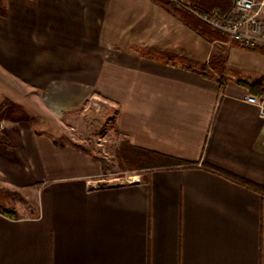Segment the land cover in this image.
<instances>
[{"label": "crops", "instance_id": "crops-1", "mask_svg": "<svg viewBox=\"0 0 264 264\" xmlns=\"http://www.w3.org/2000/svg\"><path fill=\"white\" fill-rule=\"evenodd\" d=\"M1 6L0 188L34 189L36 214L0 211V264H264V192L218 171L264 187V114L241 83L264 76V46L208 42L174 1ZM217 55L223 73L207 65ZM93 98L122 139L193 165L101 183L102 161L55 141ZM8 101L38 122L7 127Z\"/></svg>", "mask_w": 264, "mask_h": 264}, {"label": "rangeland", "instance_id": "rangeland-1", "mask_svg": "<svg viewBox=\"0 0 264 264\" xmlns=\"http://www.w3.org/2000/svg\"><path fill=\"white\" fill-rule=\"evenodd\" d=\"M181 5L180 0H173ZM1 2V0H0ZM210 27V26H209ZM211 28V27H210ZM212 29V28H211ZM215 32L223 33L218 30ZM225 34V33H223ZM230 45H221V50L225 54ZM8 118L5 122L7 127L13 128L14 118L21 117L27 122L37 123L38 121L25 111L22 106L7 102ZM100 99H91L84 105L75 108L71 113H67L61 119L55 121L47 120L49 125L56 123L61 136L56 137L58 143L78 144L86 148L89 153L102 161L105 175L102 176L101 183L118 184L134 180L135 170H123L116 157V149L122 139L117 133L113 123V108ZM15 109L16 115L11 110ZM52 122V123H51ZM56 128V127H55ZM0 138L4 139L2 135ZM35 190H20L0 188V206L11 208L16 211L17 216L25 217L36 214V196H29L26 193Z\"/></svg>", "mask_w": 264, "mask_h": 264}, {"label": "trees", "instance_id": "trees-1", "mask_svg": "<svg viewBox=\"0 0 264 264\" xmlns=\"http://www.w3.org/2000/svg\"><path fill=\"white\" fill-rule=\"evenodd\" d=\"M164 5L173 4V0H158ZM181 7H175V12L181 17L183 22L189 26L195 33L201 36L208 42L227 41V35L213 31L208 25L202 22L192 11H196L200 14H217L219 16H225L233 7L235 0H180ZM0 14L5 15L6 9L4 6L0 7ZM225 64V57L217 55L211 57L208 62V66L216 70L218 73H223ZM221 88L224 85L222 78H218ZM243 85L247 86L253 95H264V76L260 77L254 82L242 81ZM116 157L123 170H135L140 171L144 169L158 168V167H172V166H190L193 162L182 160L174 156L154 151L148 148L131 144L127 140H122L120 145L116 149ZM212 167V166H210ZM214 168V167H212ZM216 169V168H214ZM218 170V169H216ZM219 172L238 180L244 184H247L261 192H264V187L255 183L246 181L239 177L230 175L224 171ZM104 184V183H103ZM0 211L11 217H16V211L0 206Z\"/></svg>", "mask_w": 264, "mask_h": 264}, {"label": "built area", "instance_id": "built-area-1", "mask_svg": "<svg viewBox=\"0 0 264 264\" xmlns=\"http://www.w3.org/2000/svg\"><path fill=\"white\" fill-rule=\"evenodd\" d=\"M192 12L212 29L225 33L240 48L264 46V0H235L225 16ZM245 100L257 104L264 114V96L247 95Z\"/></svg>", "mask_w": 264, "mask_h": 264}, {"label": "water", "instance_id": "water-1", "mask_svg": "<svg viewBox=\"0 0 264 264\" xmlns=\"http://www.w3.org/2000/svg\"><path fill=\"white\" fill-rule=\"evenodd\" d=\"M0 127H1V122H0Z\"/></svg>", "mask_w": 264, "mask_h": 264}]
</instances>
